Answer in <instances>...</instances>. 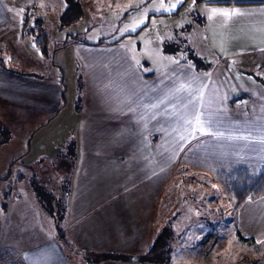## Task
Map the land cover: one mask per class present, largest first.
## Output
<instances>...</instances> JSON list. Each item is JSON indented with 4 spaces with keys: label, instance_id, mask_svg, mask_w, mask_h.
I'll use <instances>...</instances> for the list:
<instances>
[{
    "label": "crops",
    "instance_id": "crops-1",
    "mask_svg": "<svg viewBox=\"0 0 264 264\" xmlns=\"http://www.w3.org/2000/svg\"><path fill=\"white\" fill-rule=\"evenodd\" d=\"M15 1L0 0V47L7 52L4 40L12 13H17L10 7ZM77 1L82 16L73 24L85 16L90 22H104L97 11H103L106 3V10L121 16L118 21L121 23L128 13H134L133 8L149 14L150 20L154 11L144 8L151 3L170 14L173 13L170 7L181 3V0L115 3L88 0L97 3L98 9H93L91 4L84 7L83 1L87 0ZM199 1L208 3V9H223L222 15H216L227 13L228 18H238L230 22L235 23L232 25L209 26L205 35L210 57L203 55L201 66L191 63V59H176L179 43L172 36L146 40L158 56L156 64L133 59L134 52L141 48L133 31L122 37L113 32L114 38L107 44L91 46L97 52L93 63L103 78L89 92L86 90L76 132L80 141L68 150L62 147L59 158L57 155L48 158L59 174L64 173L70 179V185L62 192L66 197L65 230L77 252L82 256L84 251L131 256L125 262L108 259L97 264H164L142 261L138 256L164 230L169 233L167 240L172 245L169 241L174 238V230L163 211L162 193L166 184L177 177L192 170L209 176L215 167H225L230 172L245 167L250 174L258 171V175L264 167V112L248 103H259L260 97L252 98L256 97L253 90L264 87V72L257 73L264 71V0ZM45 11L50 12L49 7ZM18 37L32 41L30 35ZM74 48L90 49L81 44ZM14 71L0 69V110H4L0 114L12 122L14 117L35 118L33 122L41 124L49 116L57 115L63 98L60 83L34 73L24 75ZM105 77L110 80L111 90L105 88ZM220 101L236 105L220 106ZM47 163L22 165L24 169L45 173ZM234 214L236 236L243 244L262 247L264 194L246 199ZM179 230L184 229H178V233ZM217 230H222L221 226ZM211 232L208 230L203 236L200 254L204 261L212 255L211 250L207 253L214 242ZM220 238L216 246L223 249L226 242ZM60 244L51 240L35 245L9 264H73ZM10 250L16 252L11 248L7 252ZM172 251L171 248L169 257L174 264Z\"/></svg>",
    "mask_w": 264,
    "mask_h": 264
},
{
    "label": "rangeland",
    "instance_id": "rangeland-1",
    "mask_svg": "<svg viewBox=\"0 0 264 264\" xmlns=\"http://www.w3.org/2000/svg\"><path fill=\"white\" fill-rule=\"evenodd\" d=\"M104 1L108 2L99 0L102 3ZM160 1L163 2H158ZM83 4L85 8L91 4L93 9H98L94 1H83ZM10 5H14V8L10 7L16 9L17 13H12L10 26L6 29L8 35L4 46L8 52H5L7 57L4 55L5 66L24 75L34 73L58 81L62 86L63 98L58 114L49 116L42 124L33 122L35 118L16 120L14 117L12 122L9 117L0 114V264H9L12 259H20L21 252L51 240L61 243L62 250L73 264H97L86 261L85 255L77 252L78 249L69 241L65 230L66 197L62 192L70 185V179L64 173L59 174L48 158L55 155L59 158L63 153L60 150L62 147L68 150L69 146L80 141L76 132L86 90L89 92V88L103 78V74L101 76L98 73L99 67L93 63L92 58L97 52L92 51L94 48L91 46L107 44L114 38L111 36L113 32L116 37H122L127 31H133L135 42L141 44V48L134 52L133 59L136 62L145 63L146 60L156 64L158 56L147 45L146 40H154L158 36L169 39L172 36L179 43L176 59H191V63L201 66L200 58L206 54V57H210L205 35L209 26L232 25L235 23L230 22L238 18L216 15H222L223 9H208L209 4L199 0H181L178 7H170L173 11L171 14L165 13L160 5L151 3L144 8L145 11H154L150 20L149 14L133 8L134 13H128L123 18L124 22H118L121 16H114L116 12L106 10V3L103 11H97L104 22H90V18L85 16L77 24L62 25L65 16L61 19L58 14L65 9L64 0H16ZM48 7L50 12L45 11ZM126 9L128 12L129 9ZM25 12L29 13L26 31H31L35 18L43 21L48 36L46 55L40 52L34 42L20 40L18 37ZM89 27L91 28L88 30ZM76 44L90 49L77 50L74 48ZM183 49L185 52H180ZM9 56L18 58V61L10 63L7 61ZM211 57H214L212 52ZM119 74L120 72L117 77ZM109 81L107 77L103 81L107 91L111 90ZM211 89L212 85L207 94ZM258 90H253L256 97L252 98L260 97V102L248 103L263 113L264 87H260V95L257 97ZM226 103L220 101L219 105H236ZM2 111L4 110H0ZM39 155V159H36ZM44 162H48L45 165L48 171L45 173L23 168L27 163L40 166ZM215 168L209 176L199 173L198 170L187 172L177 177L174 182L167 183L163 189V211L167 215L168 225L176 230L175 233L173 231L174 238L169 241L173 250L172 261L174 264H264V245L257 248L243 244L236 236L234 203L228 191V176L234 170L230 172L225 167ZM253 172L252 175L258 173L256 170ZM219 226L222 230H217ZM180 228L184 229L179 230L182 237L178 233ZM208 230L209 233L212 231L214 242L213 246L207 248V253L211 250L212 255L204 261L200 251L204 242L203 236ZM220 237L226 242L223 249L216 246V240ZM9 248L16 252H7Z\"/></svg>",
    "mask_w": 264,
    "mask_h": 264
},
{
    "label": "trees",
    "instance_id": "trees-1",
    "mask_svg": "<svg viewBox=\"0 0 264 264\" xmlns=\"http://www.w3.org/2000/svg\"><path fill=\"white\" fill-rule=\"evenodd\" d=\"M65 1V9L62 13H60L62 20V25H69L75 21H78L81 16L80 5L77 0H64ZM29 14V13H28ZM27 12L24 13V17L22 18V30H21V38L25 35H30L32 41L35 46L40 50L44 55L47 54L46 45L48 41V36L46 31L44 30L42 19L35 18L33 21V25L31 27V31H26V20H27ZM101 43V42H100ZM5 50L0 47V69L5 70L7 72L15 73L13 69H9L5 66ZM5 55V56H4ZM7 57V56H6ZM7 61L10 63H16L18 60L9 56ZM228 191L232 197L234 203L235 211L239 208L241 203L246 199H255L264 194V167L260 171V173L256 176L249 173V171L245 167L236 168L230 175L228 176ZM169 233L167 230H164L159 236L155 237L152 241L149 248L143 254L139 255L138 258L142 261H150L154 263H170V251L171 247L167 240V235ZM239 237V236H238ZM237 237V238H238ZM241 241V238H238ZM83 255H85L84 259L90 260L88 262H101L108 259L111 260H120V261H129L131 260V256H120L116 253L109 252H87L84 251ZM165 255V256H164Z\"/></svg>",
    "mask_w": 264,
    "mask_h": 264
},
{
    "label": "snow or ice",
    "instance_id": "snow-or-ice-1",
    "mask_svg": "<svg viewBox=\"0 0 264 264\" xmlns=\"http://www.w3.org/2000/svg\"><path fill=\"white\" fill-rule=\"evenodd\" d=\"M173 7H174V5H173ZM215 11V10H214ZM225 15H227V13H225Z\"/></svg>",
    "mask_w": 264,
    "mask_h": 264
}]
</instances>
